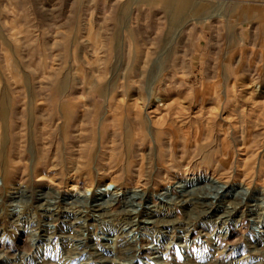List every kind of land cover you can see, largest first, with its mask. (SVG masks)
I'll return each instance as SVG.
<instances>
[{"label": "rangeland", "instance_id": "rangeland-1", "mask_svg": "<svg viewBox=\"0 0 264 264\" xmlns=\"http://www.w3.org/2000/svg\"><path fill=\"white\" fill-rule=\"evenodd\" d=\"M132 263L264 264V0H0V264Z\"/></svg>", "mask_w": 264, "mask_h": 264}, {"label": "bare ground", "instance_id": "bare-ground-1", "mask_svg": "<svg viewBox=\"0 0 264 264\" xmlns=\"http://www.w3.org/2000/svg\"><path fill=\"white\" fill-rule=\"evenodd\" d=\"M225 8V7H224ZM218 9V8H217ZM217 9H216V11L215 12H217ZM220 9V8H219ZM225 10V9H224ZM219 11V10H218ZM222 11V10H221ZM214 12V13H215ZM226 15H225V13L224 12H217V13H215V14H213L212 13V15H210L208 18H207V20H209V19H213V18H215V17H219V18H222V17H225ZM176 36V35H175ZM174 40V39H173ZM175 41V40H174ZM171 42V40L170 41H168V44ZM172 43V42H171ZM167 44V45H168ZM166 45V46H167ZM164 48V47H163ZM167 49V48H166ZM168 51V50H167ZM158 55V54H157ZM161 56V55H160ZM159 56V57H160ZM159 59V58H158ZM162 59V58H161ZM161 59H159V60H161ZM164 60H165V58H164ZM163 61V60H162ZM159 66V65H158ZM157 66V67H158ZM156 69H159V68H156ZM160 72V71H159ZM153 74V73H152ZM158 74V73H157ZM161 75V74H160ZM152 77V76H151ZM154 77V76H153ZM152 82H150V84H149V89H150V94H152V87H153V85L156 83V81H157V78H154L153 80H151ZM155 91V90H154ZM151 118V117H150ZM151 125V124H150ZM149 132H150V134H151V130H150V126H149ZM198 183H203L204 185H205V187H207V188H215L216 189V191L219 193L220 192V190H222V192H226V191H231L234 187L235 188H239V190L242 188L243 190H245L246 192H244V193H247L248 191H249V188H243L242 186H240L241 184H243V183H241V182H233V183H225V182H221L218 178H216L215 176H212L210 173H208V172H200V173H197V174H194L192 177H186V178H181V179H179V180H177V181H170L169 183H167L163 188H162V191L161 192H153L152 193V196L153 197H157V199H160V200H163V198H161V197H164L166 194H170L169 192H171L172 191V189H176V186H177V184H179V187H183V186H187V185H196V184H198ZM220 183V184H219ZM115 188V185L113 184V183H103V184H100L99 185V187H98V189L95 191V196H96V198H97V196H98V198L97 199H100V197H103V196H106V194L108 195L109 193H110V196L111 197H116V196H118L119 194H122V193H127V192H130L131 193V195L132 194H135V195H133L132 197H135L136 195H138L139 194V192H136L138 189H140L139 187H131L130 189H127L128 191H124L123 189H121V188H118V189H114ZM198 188V187H197ZM196 188V189H197ZM178 189V188H177ZM205 189V188H204ZM241 189V190H242ZM110 190V191H109ZM179 190V189H178ZM200 190V189H199ZM203 190V189H202ZM240 190V191H241ZM111 191H112V193H111ZM239 191V192H240ZM242 192V191H241ZM145 193L143 192L142 194H141V196L140 197H143V195H144ZM128 195V194H127ZM130 195V194H129ZM240 195H241V193H240ZM151 196V197H152ZM233 196H235L234 194H233ZM239 198V197H238ZM96 201V200H95ZM221 229V228H220ZM230 232H231V230L228 228V227H225V228H223L222 230H220L219 231V235L220 236H223V235H227V234H230ZM119 235V234H118ZM88 237V236H87ZM127 240V239H126ZM129 240V239H128ZM127 240V241H128ZM132 241V240H131ZM117 243H118V241H117ZM130 245H132V243L130 244ZM133 248H134V246H133ZM141 248V246L138 244V242L137 243H135V250H139ZM134 250V251H135ZM136 256V255H135ZM134 256V257H135ZM132 257V256H131ZM141 259V258H140ZM139 260V259H138ZM142 262V261H141ZM133 264V263H132Z\"/></svg>", "mask_w": 264, "mask_h": 264}]
</instances>
